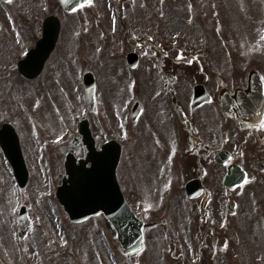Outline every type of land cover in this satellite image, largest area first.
I'll list each match as a JSON object with an SVG mask.
<instances>
[{"label":"flooded vegetation","instance_id":"flooded-vegetation-1","mask_svg":"<svg viewBox=\"0 0 264 264\" xmlns=\"http://www.w3.org/2000/svg\"><path fill=\"white\" fill-rule=\"evenodd\" d=\"M96 1L118 10L117 46L110 49L121 66L117 88L123 90L117 98L124 114L117 127L118 176L143 230L140 246L136 242L128 250L117 233V264H264V25L257 46H251L246 33L244 44L236 35H206L217 30L204 17L210 13L213 22L216 0H189L194 17L177 29L166 27L164 18L143 21L147 27L130 20L139 9L134 0ZM259 2L264 22V0ZM41 3L0 0V87L6 94L0 106L25 81L14 59L39 36ZM109 22L107 16L78 20L67 36L80 30L96 41ZM249 84L257 88L253 107L251 99L234 97ZM223 89L232 102L227 111L218 103ZM12 106L6 111L11 116ZM129 147L130 161L122 168ZM3 181L0 264L66 263L73 241L71 226L55 218L64 215L55 196L59 179L54 195L42 193L37 179L22 188L13 178ZM22 212L33 223L22 221ZM39 219L46 221L41 234Z\"/></svg>","mask_w":264,"mask_h":264},{"label":"rangeland","instance_id":"rangeland-1","mask_svg":"<svg viewBox=\"0 0 264 264\" xmlns=\"http://www.w3.org/2000/svg\"><path fill=\"white\" fill-rule=\"evenodd\" d=\"M42 1L41 17L44 18L54 11V8H49L48 4L44 3L46 0ZM231 1L233 4L230 0H216L219 3L216 7L213 6V22L209 20L210 13L204 16L205 23L217 28V30L212 29L211 31L208 29L206 35H210V32L212 34H230L233 37L236 35L237 41L242 43L244 39L242 35L246 33L245 35L249 36V39L254 40L250 45L257 46L256 40L262 25H264L257 14V8L261 11L262 5L259 0ZM134 2L139 4V9L136 7L128 18L136 21L142 27H147L152 20L160 21L164 18L166 27L177 29L188 22V19L194 17L192 15L193 6L187 5L189 0H134ZM58 14L63 20V38L59 41L56 52L48 62L40 84L32 85L33 87L24 86L23 92L20 90L22 103L19 108L16 107L14 113L11 112L12 118L19 119L18 130L31 175L42 184V189L43 185L47 184L46 180L49 181L56 176L61 177L64 172L63 155L58 148L67 142L72 131L77 130L78 121H75V113L79 110L77 102L83 99L80 64L84 66L89 64V67L98 73L101 81L99 89L96 90L98 113L91 116V126L99 143H103L111 137L117 139V127L118 124H121L120 118L122 120L124 117V114H121L117 108V98L123 92L117 88V80H119L117 70L121 66L115 60L116 58L113 59L109 53L110 49L115 51L117 38L109 31V26L107 31H109L110 42L104 49L98 50L95 47L98 45V41L94 43L95 38L92 35L82 36L77 31L71 36L74 38L70 43H68L70 38L66 35V24L73 28L71 25L73 21H84L97 16L109 18L110 10L106 2L103 4L93 0L71 15H66L61 9L58 10ZM143 21H146V26L142 25ZM29 28V26L25 27L26 33ZM190 32L187 31V33ZM191 33H196V31ZM26 37L28 38V35ZM27 47L28 45L25 48ZM3 95H5L4 87H0V98ZM15 97L17 99V96ZM2 107L4 106L2 105ZM2 115L1 112L0 117ZM130 150L129 147L123 159L122 168L129 164ZM128 168L129 166L125 169L124 177L129 173ZM9 174L11 173L8 165L4 162L0 163V186L4 183L2 180L9 178ZM127 186L130 187V182ZM50 224H52L51 219ZM38 225H41L39 233L41 234L46 229L44 227L46 221L42 220ZM70 226L69 237L73 239V253L68 255V260L64 264H98V262L100 264H115L117 236L105 217L93 218L87 222L74 223ZM101 227L103 230H107L105 232L108 236L107 240H102ZM42 238L45 240L46 237ZM47 240L49 241L48 238ZM103 244H107V247L109 244L112 245L110 248L114 254L111 255L110 249H107ZM32 253L38 256L39 252L33 250Z\"/></svg>","mask_w":264,"mask_h":264},{"label":"water","instance_id":"water-1","mask_svg":"<svg viewBox=\"0 0 264 264\" xmlns=\"http://www.w3.org/2000/svg\"><path fill=\"white\" fill-rule=\"evenodd\" d=\"M61 1L67 9H73L86 0ZM59 25V20L55 16H50L46 20L44 37L39 40L37 49L33 50L28 58L24 60V64L30 63V59L39 58L40 63L37 72L41 71L45 60L56 45ZM86 91L88 101L93 103L94 87L89 80H86ZM220 102L223 108L226 109L227 98L225 92L222 93ZM81 132L84 135L82 140L89 151L88 157L80 160V163L77 164L72 151L68 152L65 161L67 172L64 184L59 187L58 196L73 220H83L92 214L104 212L116 228L121 230L124 242L128 244L134 216L125 202L117 181L116 169L120 155L119 145L117 141L111 140L103 145L100 150H97L96 141L93 138L88 120L83 121ZM75 142L76 138L71 144ZM88 162H91L92 165L88 166ZM17 171L20 172V170Z\"/></svg>","mask_w":264,"mask_h":264},{"label":"snow or ice","instance_id":"snow-or-ice-1","mask_svg":"<svg viewBox=\"0 0 264 264\" xmlns=\"http://www.w3.org/2000/svg\"><path fill=\"white\" fill-rule=\"evenodd\" d=\"M9 2H11V0H9ZM260 127L264 129V122L261 123Z\"/></svg>","mask_w":264,"mask_h":264}]
</instances>
